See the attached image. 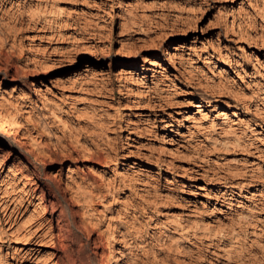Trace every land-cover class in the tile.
<instances>
[{
  "label": "rangeland",
  "instance_id": "obj_1",
  "mask_svg": "<svg viewBox=\"0 0 264 264\" xmlns=\"http://www.w3.org/2000/svg\"><path fill=\"white\" fill-rule=\"evenodd\" d=\"M0 264H264V0H0Z\"/></svg>",
  "mask_w": 264,
  "mask_h": 264
},
{
  "label": "bare ground",
  "instance_id": "obj_2",
  "mask_svg": "<svg viewBox=\"0 0 264 264\" xmlns=\"http://www.w3.org/2000/svg\"><path fill=\"white\" fill-rule=\"evenodd\" d=\"M219 82H220V81H219ZM217 83H218V82H217ZM218 84H219V83H218ZM218 84H217V85H218ZM221 85H222V84H221ZM219 87H220V86H219ZM1 123H2V122H1ZM2 124H3V123H2Z\"/></svg>",
  "mask_w": 264,
  "mask_h": 264
}]
</instances>
